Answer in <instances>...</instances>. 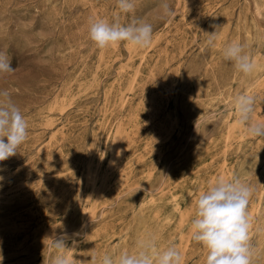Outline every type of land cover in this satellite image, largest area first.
Returning a JSON list of instances; mask_svg holds the SVG:
<instances>
[{"label": "rangeland", "instance_id": "374dc122", "mask_svg": "<svg viewBox=\"0 0 264 264\" xmlns=\"http://www.w3.org/2000/svg\"><path fill=\"white\" fill-rule=\"evenodd\" d=\"M134 2L124 14L116 0H0V52L15 69L0 89L29 126L0 162V264H53L60 237L73 264L152 239L180 249L184 264H205L189 227L198 194L221 176L254 187L252 264H264V137L237 126L234 105L254 96L264 122V0H166L171 19L165 0ZM98 18L152 24L151 46L99 49L88 34ZM232 41L257 57L252 74L224 60Z\"/></svg>", "mask_w": 264, "mask_h": 264}, {"label": "clouds", "instance_id": "9594fccd", "mask_svg": "<svg viewBox=\"0 0 264 264\" xmlns=\"http://www.w3.org/2000/svg\"><path fill=\"white\" fill-rule=\"evenodd\" d=\"M120 12L128 14L134 11V0H116ZM162 18L175 16L169 3L161 4ZM90 40L103 50L117 47L120 44L145 49L151 46L153 26L142 19L122 25L119 20L109 22L106 19H93L89 23ZM207 45L215 48L217 31L206 33ZM245 45L232 41L222 49L225 61L232 62L235 68L248 76L256 68V61L245 51ZM11 60L5 52H0V76L13 73ZM237 122L246 135L264 137V122L254 119L255 97L240 94L234 99ZM28 122L20 109L12 101L6 89H0V162L7 160L18 152V148L28 138ZM254 187L237 177L231 179L223 176L209 183L205 191H201L195 201V218L191 220L189 233L191 238L206 250L205 264H252V246L250 231L253 227L248 212L250 198ZM57 250L53 264H73V257L66 251H73L65 240L55 239ZM2 259V257H0ZM92 264L96 257L91 256ZM101 264H184L183 253L174 245L165 249H157L155 240L140 242L133 252L122 251L117 257L105 254Z\"/></svg>", "mask_w": 264, "mask_h": 264}, {"label": "bare ground", "instance_id": "6f19581e", "mask_svg": "<svg viewBox=\"0 0 264 264\" xmlns=\"http://www.w3.org/2000/svg\"><path fill=\"white\" fill-rule=\"evenodd\" d=\"M257 15V14H256ZM259 55V54H258ZM257 58V57H256ZM256 58H254V59H256ZM262 61V60H261ZM263 77V76H262ZM263 81H264V78H263ZM262 81V82H263ZM261 87V86H260ZM256 88V87H255ZM61 107V106H60ZM234 123H236V121L235 122H233L232 124L233 125H231V126H229L228 128H227V131H226V134H225V137H224V139L226 138V140H229V138L230 137H232L233 135H232V132H233V129H234V126L236 127V124H234ZM119 124V123H118ZM231 124V123H230ZM238 125H240V124H238V122H237V126ZM239 127H241V126H239ZM242 128V127H241ZM239 131H240V129L239 128H237ZM116 130V129H115ZM170 130V129H169ZM128 132V131H127ZM113 134H115L113 137V145H115V144H117L118 143V140H119V138H120V132H119V130L117 129L116 130V132H114ZM240 134V133H239ZM122 138H124V137H122ZM121 138V139H122ZM238 139L240 138V136L239 137H237ZM123 140V139H122ZM120 143V142H119ZM118 145V144H117ZM123 154V153H122ZM114 156H115V154H114ZM88 163H87V168H88ZM86 168V169H87ZM95 172V171H94ZM87 173V172H86ZM89 173V172H88ZM87 173V174H88ZM85 177H86V174H85ZM88 180L90 181V183H91V188H93L94 187V185H95V182H96V176H95V174L92 172V174L89 176L88 175ZM86 179V178H85ZM104 179V178H103ZM84 182H86L85 180H84ZM103 184V183H102ZM77 188V187H76ZM95 189V188H94ZM91 191V190H90ZM96 192V191H95ZM188 192V191H187ZM170 193V192H169ZM91 194V193H90ZM79 199V198H78ZM79 201V200H78ZM87 211V210H86ZM82 213V212H81ZM183 216V215H182ZM185 216H187V214L185 215ZM184 216V217H185ZM181 218L182 217H180V220H181ZM183 219V218H182ZM180 223V222H179ZM178 223V224H179ZM44 228V227H43ZM49 229V228H48ZM46 232V234H47V231H45ZM45 234V235H46ZM43 235V234H42ZM41 235V236H42ZM180 248V247H179ZM180 250V249H179ZM184 250V249H183Z\"/></svg>", "mask_w": 264, "mask_h": 264}]
</instances>
